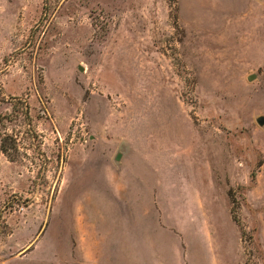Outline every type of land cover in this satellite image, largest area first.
Segmentation results:
<instances>
[{
    "label": "rangeland",
    "instance_id": "1",
    "mask_svg": "<svg viewBox=\"0 0 264 264\" xmlns=\"http://www.w3.org/2000/svg\"><path fill=\"white\" fill-rule=\"evenodd\" d=\"M261 115L264 0H0V264H264Z\"/></svg>",
    "mask_w": 264,
    "mask_h": 264
},
{
    "label": "crops",
    "instance_id": "2",
    "mask_svg": "<svg viewBox=\"0 0 264 264\" xmlns=\"http://www.w3.org/2000/svg\"><path fill=\"white\" fill-rule=\"evenodd\" d=\"M103 221H95L92 224L96 225L97 227L99 226H105L104 224H102ZM101 228V229H102ZM102 231V230H101ZM122 253H120L119 251H108V250H93L89 255H85V264H125V262L123 261L124 256L120 255ZM146 257H150V258H155L156 256L153 255H149ZM138 258H140V251H133V256H132V260L131 262H126L128 264H156L155 261H147L145 260L143 263L141 262V260H138ZM115 259V260H114ZM166 264V263H163Z\"/></svg>",
    "mask_w": 264,
    "mask_h": 264
},
{
    "label": "water",
    "instance_id": "3",
    "mask_svg": "<svg viewBox=\"0 0 264 264\" xmlns=\"http://www.w3.org/2000/svg\"><path fill=\"white\" fill-rule=\"evenodd\" d=\"M254 78V75H249L248 76V80H252ZM256 122L260 125L263 126L264 125V115H261L259 117L256 118ZM120 158V153H118L115 157V160L118 161Z\"/></svg>",
    "mask_w": 264,
    "mask_h": 264
},
{
    "label": "trees",
    "instance_id": "4",
    "mask_svg": "<svg viewBox=\"0 0 264 264\" xmlns=\"http://www.w3.org/2000/svg\"><path fill=\"white\" fill-rule=\"evenodd\" d=\"M232 214H233V211H232Z\"/></svg>",
    "mask_w": 264,
    "mask_h": 264
}]
</instances>
